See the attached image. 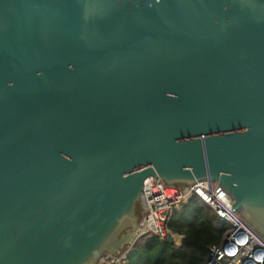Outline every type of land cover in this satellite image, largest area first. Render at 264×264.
Returning a JSON list of instances; mask_svg holds the SVG:
<instances>
[{
    "label": "water",
    "instance_id": "95a60500",
    "mask_svg": "<svg viewBox=\"0 0 264 264\" xmlns=\"http://www.w3.org/2000/svg\"><path fill=\"white\" fill-rule=\"evenodd\" d=\"M148 177L264 241V0H0V264L118 255Z\"/></svg>",
    "mask_w": 264,
    "mask_h": 264
},
{
    "label": "built area",
    "instance_id": "2783aa9c",
    "mask_svg": "<svg viewBox=\"0 0 264 264\" xmlns=\"http://www.w3.org/2000/svg\"><path fill=\"white\" fill-rule=\"evenodd\" d=\"M141 199L143 211L133 243L125 245L116 256L104 254L96 264H128L135 245L146 238L165 241L169 237L175 247L180 246L183 236L172 233L168 222L191 199L227 227L219 244L208 247L204 264H264V241L231 210L229 196L216 183L204 180L191 186L172 187L148 177L143 182Z\"/></svg>",
    "mask_w": 264,
    "mask_h": 264
},
{
    "label": "trees",
    "instance_id": "16d2710c",
    "mask_svg": "<svg viewBox=\"0 0 264 264\" xmlns=\"http://www.w3.org/2000/svg\"><path fill=\"white\" fill-rule=\"evenodd\" d=\"M168 228L183 236L180 246L146 238L135 245L128 264H204L208 247L219 244L227 230L219 218L194 199L170 217Z\"/></svg>",
    "mask_w": 264,
    "mask_h": 264
},
{
    "label": "rangeland",
    "instance_id": "374dc122",
    "mask_svg": "<svg viewBox=\"0 0 264 264\" xmlns=\"http://www.w3.org/2000/svg\"><path fill=\"white\" fill-rule=\"evenodd\" d=\"M139 214L142 216V212L140 211Z\"/></svg>",
    "mask_w": 264,
    "mask_h": 264
}]
</instances>
